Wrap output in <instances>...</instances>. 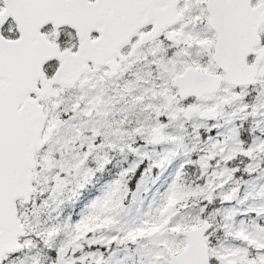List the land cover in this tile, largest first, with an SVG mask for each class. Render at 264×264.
<instances>
[{
  "label": "snow or ice",
  "instance_id": "1",
  "mask_svg": "<svg viewBox=\"0 0 264 264\" xmlns=\"http://www.w3.org/2000/svg\"><path fill=\"white\" fill-rule=\"evenodd\" d=\"M113 154L136 161L61 219ZM181 156L126 226L141 164L133 203ZM121 247L264 264V0H0V264H126Z\"/></svg>",
  "mask_w": 264,
  "mask_h": 264
},
{
  "label": "rangeland",
  "instance_id": "2",
  "mask_svg": "<svg viewBox=\"0 0 264 264\" xmlns=\"http://www.w3.org/2000/svg\"><path fill=\"white\" fill-rule=\"evenodd\" d=\"M113 156H114V159L112 161L113 166L107 168V173L104 176L100 178H96L98 181L97 185H95V187L89 186L88 188L86 186L82 190L84 191L88 189L87 190L88 194H91L94 190L93 191H90V190L95 189V188L98 189L99 191V192L97 191L95 194L89 195V199H90L89 203L85 206V208L80 209L82 214L79 215V213L77 212V207H78L77 201L72 200V201L65 203L59 208L58 212L61 216V219L67 220L69 217H71V223L73 224H75L80 219H82L85 215H87L90 212L91 204L98 197H102L108 190V186L111 183H113L115 179L119 177L120 171L126 167H129L132 163L136 161V158L131 155L128 156L127 160H125V157L123 155L113 154ZM183 163H184V157L181 156L173 160L172 163L163 170L154 169L149 177L147 184L145 185V187L148 188L149 190L144 191L143 189H141L139 194L136 195L135 202L133 203V193L136 192L137 183H138V180L140 179V173L147 169L150 162L144 161V163L141 164L140 170L138 171L136 177L132 180L131 184L129 185L131 192L129 193V197L126 201V205L130 207V210H129V213L123 217V223L126 226L128 227L135 226V223H138L139 220L143 218L144 214L149 211L148 208L149 206L153 205V200L156 201V205H158L161 202L162 198L164 197L165 193L168 191L171 185L170 184L167 188H164V191L160 195H158L159 188L163 186V180L165 179V181H168V183H170V181H173L177 171L180 169ZM89 166L95 168L97 165L95 164L94 161L90 160ZM104 171L106 172V169ZM101 173L102 172H97L96 175L98 174L99 176ZM170 176L172 177L173 180L169 179ZM104 178H107V179L104 180ZM190 178L191 176H189L188 179ZM144 200H149V206L145 205L147 208L141 213L139 212L141 209V202ZM156 205H154L153 207H155ZM55 214L56 213H54L53 215ZM96 219L99 220L100 218L97 217ZM94 226L95 227L103 226V221H100V223L94 222ZM126 256L130 257L126 261V264H133L134 260H138L139 258L138 254L135 252L134 247L131 250H129V248L121 247L116 259H123Z\"/></svg>",
  "mask_w": 264,
  "mask_h": 264
},
{
  "label": "trees",
  "instance_id": "3",
  "mask_svg": "<svg viewBox=\"0 0 264 264\" xmlns=\"http://www.w3.org/2000/svg\"><path fill=\"white\" fill-rule=\"evenodd\" d=\"M112 166H113V164L109 165L107 168L112 167ZM107 168H106V172L104 171L99 176H98V174L96 176H94V178H93L94 180L92 179V182L87 185V188L89 186L90 187L91 186L95 187V185H97V182H98L96 178H100V177L104 176L107 173ZM160 178H162V177H160ZM245 178H247V177H245ZM105 179H107V178H104V180ZM169 179L173 180L171 176L169 177ZM171 182L172 181H170V183H168V181H165V179H164L163 180V186H161L159 188V190H158V195H160L164 191V188H167L171 184ZM87 190L88 189H86L84 191H81L80 194L74 199L75 201H77V205H78L77 212L79 213V215L82 214V212H81L80 209L81 208H85V206L89 203V200H90L89 199V195L95 194L98 191V189L95 188V189L90 190V191H93L94 190L91 194H88ZM101 190H102V188H101ZM145 205L146 206H149V200H144V201L141 202V209H140L139 212L142 213L147 208ZM151 206L153 207L154 205H151ZM149 208H150V206H149Z\"/></svg>",
  "mask_w": 264,
  "mask_h": 264
}]
</instances>
